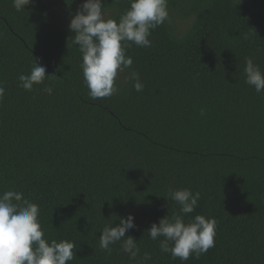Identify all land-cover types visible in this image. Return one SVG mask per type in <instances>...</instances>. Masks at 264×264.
<instances>
[{"label": "trees", "instance_id": "trees-1", "mask_svg": "<svg viewBox=\"0 0 264 264\" xmlns=\"http://www.w3.org/2000/svg\"><path fill=\"white\" fill-rule=\"evenodd\" d=\"M83 2L33 0L17 11L0 0V195L23 192L39 205L45 238L75 244L68 264H140L145 252L148 264H264V93L244 73L248 57L264 71V0H168L152 46L129 42L131 69L119 72L114 95L96 100L69 30ZM129 8L103 0L106 18ZM36 60L51 76L25 91L18 76ZM181 188L201 194L185 221L216 220L215 246L184 262L146 232L179 213L167 198ZM130 213L136 260L122 241L111 254L99 247L105 225Z\"/></svg>", "mask_w": 264, "mask_h": 264}, {"label": "clouds", "instance_id": "clouds-1", "mask_svg": "<svg viewBox=\"0 0 264 264\" xmlns=\"http://www.w3.org/2000/svg\"><path fill=\"white\" fill-rule=\"evenodd\" d=\"M33 0H13V7L22 11ZM168 0H130V8L119 21L106 18L103 0H84L72 17L69 30L75 33L72 42L82 53V72L89 89V96L102 99L114 95L118 88L116 78L119 72L131 69L133 58L127 49L134 43L138 47L152 46L151 31L169 20ZM46 66L37 60L30 73L18 76L19 87L33 91L35 85L43 84L51 75L46 74ZM245 83L254 87L258 94L264 93V71L252 57L246 58L244 68ZM129 79L136 92H142L144 84L139 73L131 71ZM44 91L53 94V88L46 86ZM5 89L0 85V99ZM203 110L201 115H203ZM200 192L191 189H170L168 200L179 205V213L171 218L162 217L146 230L152 240H159L162 253H170L173 259L182 262L201 255L215 246L216 220L204 215H195L185 221L187 214L193 213L200 200ZM39 205L24 198L23 192L4 191L0 195V264H68L74 259L75 244L69 240L49 242L39 221ZM135 217L129 214L121 217L119 223L105 225L99 247L111 254V245L122 241V251L131 260L140 255L137 240L127 236L128 230L137 227ZM126 237V238H125ZM151 253L145 252L140 264L151 261Z\"/></svg>", "mask_w": 264, "mask_h": 264}]
</instances>
